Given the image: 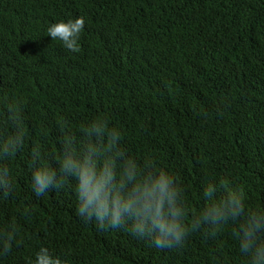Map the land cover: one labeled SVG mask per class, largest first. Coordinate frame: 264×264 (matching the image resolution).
Here are the masks:
<instances>
[{
	"label": "trees",
	"instance_id": "obj_1",
	"mask_svg": "<svg viewBox=\"0 0 264 264\" xmlns=\"http://www.w3.org/2000/svg\"><path fill=\"white\" fill-rule=\"evenodd\" d=\"M83 17L79 51L47 33ZM23 101L25 143L7 163L15 192L0 194V227L17 243L0 264H31L47 246L70 264H246L233 225L202 228L156 248L124 228L98 231L76 215L71 186L36 197L32 148L57 151L64 127L97 116L123 132L128 154L180 177L192 212L202 186L228 175L264 205V0H0V135L9 99Z\"/></svg>",
	"mask_w": 264,
	"mask_h": 264
},
{
	"label": "clouds",
	"instance_id": "obj_2",
	"mask_svg": "<svg viewBox=\"0 0 264 264\" xmlns=\"http://www.w3.org/2000/svg\"><path fill=\"white\" fill-rule=\"evenodd\" d=\"M83 17L50 23L47 33L66 49L79 51ZM11 128L0 135V194L11 196L15 182L8 161L23 148L26 131L23 101L9 99L2 109ZM123 132L111 126L106 116H97L73 131L64 127L57 137V151L32 148L30 184L36 197L71 186L76 199V215L98 231L124 228L149 240L156 248L183 246L189 235L204 228L217 235L233 225L232 234L246 264H264V205L249 210L248 193L228 175L202 186L204 206L192 212L180 177L158 167L151 157L139 161L130 156L121 141ZM15 221L0 227V256L17 243ZM31 264H70V260L40 246Z\"/></svg>",
	"mask_w": 264,
	"mask_h": 264
}]
</instances>
